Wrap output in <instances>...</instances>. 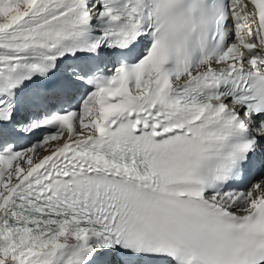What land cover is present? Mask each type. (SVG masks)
<instances>
[{
	"label": "snow or ice",
	"instance_id": "snow-or-ice-1",
	"mask_svg": "<svg viewBox=\"0 0 264 264\" xmlns=\"http://www.w3.org/2000/svg\"><path fill=\"white\" fill-rule=\"evenodd\" d=\"M0 264H264V0H0Z\"/></svg>",
	"mask_w": 264,
	"mask_h": 264
},
{
	"label": "bare ground",
	"instance_id": "bare-ground-1",
	"mask_svg": "<svg viewBox=\"0 0 264 264\" xmlns=\"http://www.w3.org/2000/svg\"><path fill=\"white\" fill-rule=\"evenodd\" d=\"M41 154H44L42 150H41Z\"/></svg>",
	"mask_w": 264,
	"mask_h": 264
}]
</instances>
